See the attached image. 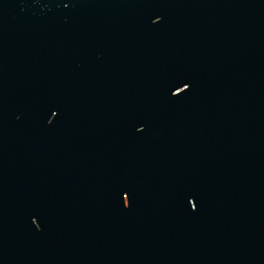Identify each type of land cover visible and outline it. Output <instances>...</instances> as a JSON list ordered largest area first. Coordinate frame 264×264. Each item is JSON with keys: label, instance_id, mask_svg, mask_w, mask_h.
Masks as SVG:
<instances>
[{"label": "water", "instance_id": "95a60500", "mask_svg": "<svg viewBox=\"0 0 264 264\" xmlns=\"http://www.w3.org/2000/svg\"><path fill=\"white\" fill-rule=\"evenodd\" d=\"M0 264H264V0H0Z\"/></svg>", "mask_w": 264, "mask_h": 264}]
</instances>
